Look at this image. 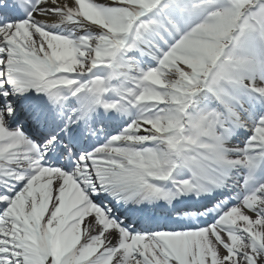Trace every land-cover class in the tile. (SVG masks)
<instances>
[{
  "label": "snow or ice",
  "instance_id": "6c2138e0",
  "mask_svg": "<svg viewBox=\"0 0 264 264\" xmlns=\"http://www.w3.org/2000/svg\"><path fill=\"white\" fill-rule=\"evenodd\" d=\"M0 264H264V0H0Z\"/></svg>",
  "mask_w": 264,
  "mask_h": 264
}]
</instances>
